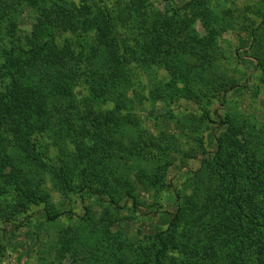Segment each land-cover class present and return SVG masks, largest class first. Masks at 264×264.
<instances>
[{
	"label": "rangeland",
	"instance_id": "obj_1",
	"mask_svg": "<svg viewBox=\"0 0 264 264\" xmlns=\"http://www.w3.org/2000/svg\"><path fill=\"white\" fill-rule=\"evenodd\" d=\"M122 1L0 0V264H264V0Z\"/></svg>",
	"mask_w": 264,
	"mask_h": 264
},
{
	"label": "trees",
	"instance_id": "obj_2",
	"mask_svg": "<svg viewBox=\"0 0 264 264\" xmlns=\"http://www.w3.org/2000/svg\"><path fill=\"white\" fill-rule=\"evenodd\" d=\"M127 1L131 2L130 0H127ZM125 2H126V0H123L121 3H117V6L115 5V7H113V9H108V10H105V11L100 10L101 6H97V4L93 5V7L97 10V14H99L98 15V17H99L98 18V22H97L96 25L98 27H100L101 26L100 24L101 23H106V21L109 24L111 22L113 16L116 14L115 12L116 11L119 12V10L122 8V6L124 5ZM138 2H139V4H141V6H143V3H141V0H138ZM199 3H200V0H192L190 3H188L189 5L186 8L196 6L195 4H199ZM129 4L132 5V6H129L126 10L129 11L128 12L129 21L132 22V20H131L132 15L135 17L136 20L138 19L139 16H138V13L136 12V10H134V8H133V6L136 4V1L135 2L132 1ZM129 4H127V5H129ZM177 12L174 15H172V17L175 16L177 14ZM128 15H127V18H128ZM59 16H60V13H59ZM169 18H171L169 15L167 16V15H163V14L160 13L159 17L157 18V20H158V23L166 24V22L169 21ZM131 30H132V28L130 29V31ZM135 30H136V28L134 27V31L132 30V32L135 33ZM113 36H114V34H113V31H112L111 34H110L111 39H113ZM30 51L32 53L36 54L39 50L31 49ZM24 96L26 97V102L23 103V107L25 106V104L27 102H30V101L31 102L28 104L27 107L24 108L25 115H23V116H26V117L23 118L22 122H24V123L20 124L18 126V131L16 132V136H17L19 141L26 140L25 136L27 134H29L33 129L36 130V128L38 129L42 124L47 125V123H48V121L43 122L40 119L41 113H43V109H44V107H43L44 106V104H43L44 96L42 95L43 97L42 96L41 97L40 96H35L34 97V96H31V95H28V94H25ZM17 108H19V107H17ZM21 113H22V111L20 110V114ZM217 117L221 118V116H217ZM3 122H1V123H3ZM43 128L45 129V126L41 127L39 130H42ZM1 138L2 137L0 136V139ZM217 142H219V145L221 147V142H220L219 139H217ZM243 166H244L243 169H241L239 171L238 170H234V171H231V172L229 171L228 172V175L231 177V179L236 183V186H238V187H239L240 180H242L243 178H247L248 177L250 179V181H257L258 180L257 177L256 176L251 177L252 176L251 173H256V169L259 170V168L261 167L259 164H251V165H248V166L247 165H243ZM261 172H263V171H260V173ZM259 184H261V181L259 182ZM261 187L264 189V181L263 180H262ZM262 188H261V190H262ZM232 191H233L232 192V196L228 197L229 198V202L233 203L236 206H239V208H241V207L243 208V205H242V203L240 201L239 193H237L235 191V189H233ZM250 196H251L250 194H246L247 198H249ZM255 206L258 208V212L262 216H264V203L262 205H260V206H259V204H256ZM261 209H262V211H261ZM248 210H249V208H248ZM252 211H254L253 208H252ZM253 214H254V212H252V216H253ZM246 217H250V214H247ZM236 219L239 221L238 234H242L243 230L245 228V225L240 222L242 220V216L241 215H237ZM248 219H250V218H248ZM224 220H225V222L227 221L225 217H224ZM230 222L234 223V221H230ZM260 225H261V229L264 232V223H261ZM161 244L164 246V249H165L166 248V243L162 242ZM155 262L157 264H163L162 259L158 256V254L155 256Z\"/></svg>",
	"mask_w": 264,
	"mask_h": 264
}]
</instances>
